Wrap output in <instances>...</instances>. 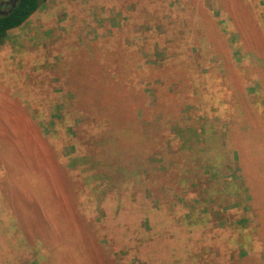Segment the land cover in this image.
<instances>
[{"label":"rangeland","instance_id":"rangeland-1","mask_svg":"<svg viewBox=\"0 0 264 264\" xmlns=\"http://www.w3.org/2000/svg\"><path fill=\"white\" fill-rule=\"evenodd\" d=\"M262 1L41 0L8 33L0 264H264Z\"/></svg>","mask_w":264,"mask_h":264},{"label":"trees","instance_id":"trees-1","mask_svg":"<svg viewBox=\"0 0 264 264\" xmlns=\"http://www.w3.org/2000/svg\"><path fill=\"white\" fill-rule=\"evenodd\" d=\"M264 4V0L262 1ZM41 6V0H16L15 6L7 11L6 14L0 15V46L8 38V33L14 29L21 27L29 18L32 16ZM210 145H206L204 148H207ZM204 152L206 151L203 150ZM233 158L238 161V156L233 155ZM211 165L209 164V167ZM212 172H215V167L212 165L210 167ZM213 175V174H212ZM243 181L241 180L240 184L243 186Z\"/></svg>","mask_w":264,"mask_h":264},{"label":"flooded vegetation","instance_id":"flooded-vegetation-1","mask_svg":"<svg viewBox=\"0 0 264 264\" xmlns=\"http://www.w3.org/2000/svg\"><path fill=\"white\" fill-rule=\"evenodd\" d=\"M12 3L13 0L0 3V15H2L1 12H7L12 9Z\"/></svg>","mask_w":264,"mask_h":264},{"label":"water","instance_id":"water-1","mask_svg":"<svg viewBox=\"0 0 264 264\" xmlns=\"http://www.w3.org/2000/svg\"><path fill=\"white\" fill-rule=\"evenodd\" d=\"M15 3H16V0H13V3H12V8L15 6ZM11 11V10H9ZM2 15L6 14V12H1Z\"/></svg>","mask_w":264,"mask_h":264}]
</instances>
